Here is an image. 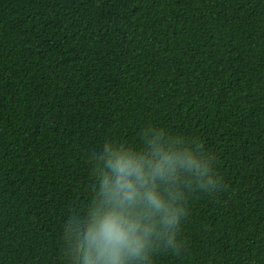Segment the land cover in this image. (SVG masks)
Masks as SVG:
<instances>
[{
  "label": "trees",
  "instance_id": "1",
  "mask_svg": "<svg viewBox=\"0 0 264 264\" xmlns=\"http://www.w3.org/2000/svg\"><path fill=\"white\" fill-rule=\"evenodd\" d=\"M146 126L220 180L146 264H264V0H0V264H68L94 151Z\"/></svg>",
  "mask_w": 264,
  "mask_h": 264
},
{
  "label": "clouds",
  "instance_id": "2",
  "mask_svg": "<svg viewBox=\"0 0 264 264\" xmlns=\"http://www.w3.org/2000/svg\"><path fill=\"white\" fill-rule=\"evenodd\" d=\"M146 126L139 145L105 142L90 159L98 182L90 203L64 227V256L68 264H146L163 244L179 253L181 220L187 215L189 192H205L220 180L213 158L167 130ZM167 133V134H166Z\"/></svg>",
  "mask_w": 264,
  "mask_h": 264
}]
</instances>
